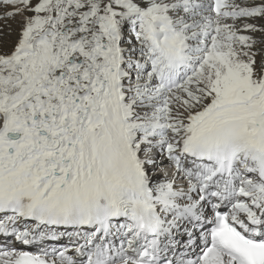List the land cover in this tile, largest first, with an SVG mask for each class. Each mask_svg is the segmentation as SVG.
I'll list each match as a JSON object with an SVG mask.
<instances>
[{
	"label": "snow or ice",
	"instance_id": "snow-or-ice-1",
	"mask_svg": "<svg viewBox=\"0 0 264 264\" xmlns=\"http://www.w3.org/2000/svg\"><path fill=\"white\" fill-rule=\"evenodd\" d=\"M0 264H264V0H0Z\"/></svg>",
	"mask_w": 264,
	"mask_h": 264
},
{
	"label": "rangeland",
	"instance_id": "rangeland-1",
	"mask_svg": "<svg viewBox=\"0 0 264 264\" xmlns=\"http://www.w3.org/2000/svg\"><path fill=\"white\" fill-rule=\"evenodd\" d=\"M13 27H15V25H13Z\"/></svg>",
	"mask_w": 264,
	"mask_h": 264
}]
</instances>
